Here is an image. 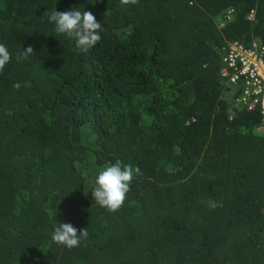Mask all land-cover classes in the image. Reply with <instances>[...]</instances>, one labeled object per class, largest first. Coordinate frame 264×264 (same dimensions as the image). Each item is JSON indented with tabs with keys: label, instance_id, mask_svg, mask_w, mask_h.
<instances>
[{
	"label": "trees",
	"instance_id": "16d2710c",
	"mask_svg": "<svg viewBox=\"0 0 264 264\" xmlns=\"http://www.w3.org/2000/svg\"><path fill=\"white\" fill-rule=\"evenodd\" d=\"M54 7L102 39L79 50ZM234 42L264 46V0H0V264H264V117L222 76ZM117 160L109 211L91 191ZM56 220L87 236L53 242Z\"/></svg>",
	"mask_w": 264,
	"mask_h": 264
},
{
	"label": "clouds",
	"instance_id": "9594fccd",
	"mask_svg": "<svg viewBox=\"0 0 264 264\" xmlns=\"http://www.w3.org/2000/svg\"><path fill=\"white\" fill-rule=\"evenodd\" d=\"M45 15L48 23L54 26V32L57 35L74 41L76 47L83 52L93 48L102 39L101 23L97 22L90 11H85L84 7H72L70 10L63 12L54 7L47 10ZM32 52L33 49L29 46L18 54L16 59L27 58V56L32 55ZM11 56L12 54L7 46L0 43V71L10 62ZM240 92L239 100L242 98L245 89ZM133 175L134 169L132 166L122 164L119 160L100 170L95 177V188L91 191L95 204L109 211L119 209L130 189ZM207 204L213 209L218 206V203L212 200H209ZM86 236V229H81L78 232L71 222H58L57 220L51 233L53 242L70 249L78 247L81 239Z\"/></svg>",
	"mask_w": 264,
	"mask_h": 264
},
{
	"label": "built area",
	"instance_id": "2783aa9c",
	"mask_svg": "<svg viewBox=\"0 0 264 264\" xmlns=\"http://www.w3.org/2000/svg\"><path fill=\"white\" fill-rule=\"evenodd\" d=\"M228 48L224 59L227 69L222 76L231 77L233 86L244 79L246 89L238 103L244 104L250 112L259 108L264 117V46L254 44L247 49L234 42Z\"/></svg>",
	"mask_w": 264,
	"mask_h": 264
}]
</instances>
